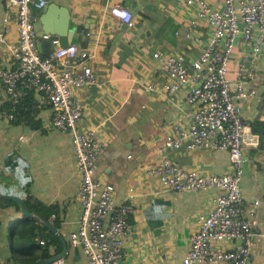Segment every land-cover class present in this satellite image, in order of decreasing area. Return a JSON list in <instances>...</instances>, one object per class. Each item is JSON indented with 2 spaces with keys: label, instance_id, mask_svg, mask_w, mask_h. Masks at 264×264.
<instances>
[{
  "label": "crops",
  "instance_id": "crops-1",
  "mask_svg": "<svg viewBox=\"0 0 264 264\" xmlns=\"http://www.w3.org/2000/svg\"><path fill=\"white\" fill-rule=\"evenodd\" d=\"M53 1L72 13L68 46L77 45L88 52V63L103 84L75 90L84 106L80 127L96 130L106 144L107 159L102 167L106 179L116 188L118 203L124 201L130 189L135 195L133 224L122 264H181L200 216L212 204L213 194L164 191L146 171L163 156H170L188 169L222 174L229 169V154L223 150H198L189 155L158 152L176 123L188 124L187 114L195 105L187 101V88L171 102L162 94L148 92L144 85L169 82L166 72L153 61L155 51L184 53L189 59L199 55L200 46L187 38L186 26L195 15L185 9L184 0H135L138 10L127 6L125 0ZM114 6L132 13L134 28L111 14ZM5 13L6 0H0V19ZM43 14L44 9L38 12V34L45 33L40 20ZM2 29L0 23V32ZM7 38L17 41L14 24ZM55 45L56 49L61 47ZM13 66L7 46L0 41V67ZM67 66L71 70L82 68L79 60L69 61ZM257 69V97L243 102L245 122L252 127L260 123L258 129L262 130L255 133L260 138L259 146L244 151L246 205L264 193V56ZM230 78L237 79L234 65ZM32 97L37 100L35 110L18 109L15 119H6L2 112L13 109L0 82V195L28 198L43 214L51 212L48 220L58 234L34 220H25L14 205L0 200V264H29L30 258L23 252L31 245L36 261L59 255L65 249L66 264H88L82 248L70 238L82 212L72 134L46 127L52 110L38 93ZM260 219L264 223V210ZM30 226H36L33 236L27 233ZM52 236L58 243H50ZM254 256V264H264V241L254 250Z\"/></svg>",
  "mask_w": 264,
  "mask_h": 264
},
{
  "label": "built area",
  "instance_id": "built-area-1",
  "mask_svg": "<svg viewBox=\"0 0 264 264\" xmlns=\"http://www.w3.org/2000/svg\"><path fill=\"white\" fill-rule=\"evenodd\" d=\"M46 4L47 0H6L0 41L7 46L14 66L0 67V82L13 110L2 115L15 119L18 109L35 110V93L49 104L52 114L46 127L72 134L75 168L80 176L82 212L70 238L82 248L88 264H119L133 224L135 195L130 189L118 203L116 188L102 167L107 159L106 144L96 130L80 127L84 106L75 90L103 86L88 63V52L77 45L59 47L48 56L39 51L38 42L49 37L36 30L38 12ZM183 6L195 15L186 26L187 38L200 46V53L189 59L184 53L155 51L153 61L166 72L169 82H148L144 88L171 102L187 88V101L195 109L188 112L187 125L173 126L158 152L189 155L198 150H223L229 154V169L222 174L204 173L163 156L146 174L164 191L213 194L181 264H254V250L264 241L260 219L264 193L246 205L244 151L259 146L260 138L244 120L243 102L258 94L257 66L264 56V0H218L216 4L184 0ZM111 14L130 29L135 27L130 11L114 6ZM13 24L16 42L7 38ZM72 60H79L81 70L69 69L67 64ZM232 65L236 80L230 78ZM50 264L66 262L62 258Z\"/></svg>",
  "mask_w": 264,
  "mask_h": 264
},
{
  "label": "water",
  "instance_id": "water-1",
  "mask_svg": "<svg viewBox=\"0 0 264 264\" xmlns=\"http://www.w3.org/2000/svg\"><path fill=\"white\" fill-rule=\"evenodd\" d=\"M125 1L127 6L135 10L140 9V6L137 5L135 0ZM40 20L42 22L44 32L49 35L47 39L40 40L38 42L39 51L43 55L48 56L53 53L56 49L55 43H58V45L61 47L68 46V34L71 28L72 21V13L68 8L56 5L53 0H47V4L44 7V14L42 15ZM0 200L12 201L18 204L20 206V213L25 220H34L38 224L47 228L50 232L58 234L57 229L49 220H46L37 214L29 212L23 199L14 196L0 195ZM59 237L64 244V248H66V243L64 242L63 238L61 236ZM65 253L66 250L64 249L63 253L56 256H51L49 258H42L36 261L34 264H50L53 261L62 259ZM119 264H122V261H120Z\"/></svg>",
  "mask_w": 264,
  "mask_h": 264
},
{
  "label": "trees",
  "instance_id": "trees-1",
  "mask_svg": "<svg viewBox=\"0 0 264 264\" xmlns=\"http://www.w3.org/2000/svg\"><path fill=\"white\" fill-rule=\"evenodd\" d=\"M18 115H20V114H18ZM22 115V114H21ZM21 117V116H20ZM33 120V119H32ZM258 124H260V123H257V126H254V127H252V129H253V132L254 133H262V130L261 129H258ZM261 126H263V125H261ZM263 136H264V134H263ZM24 200V199H23ZM25 201V203H26V206H27V208H28V210H29V212H31V213H34V214H37V215H39V216H41V217H43L44 219H46V220H48L49 219V217H50V214H51V212H49V213H46V214H43L37 207H34L33 205H32V202H31V200L30 199H25L24 200ZM3 203H6L7 205H14L19 211H20V206L18 205V204H16V203H14V202H12V201H6V202H3ZM159 202H156V206H159ZM43 214V215H41V213ZM36 229V226H30V227H28V229H27V233L29 234V235H31V236H33L34 235V230ZM52 240L50 241V243L51 242H53V241H56L57 243H58V239H57V237H55V236H52ZM34 246V245H33ZM32 245L30 246V249H27V250H24V257H27V258H30L29 259V264H33L35 261H36V259H37V257H36V255H34V252H35V250H34V247H33ZM49 258V257H48Z\"/></svg>",
  "mask_w": 264,
  "mask_h": 264
},
{
  "label": "rangeland",
  "instance_id": "rangeland-1",
  "mask_svg": "<svg viewBox=\"0 0 264 264\" xmlns=\"http://www.w3.org/2000/svg\"><path fill=\"white\" fill-rule=\"evenodd\" d=\"M48 104V103H47ZM9 235L11 236L12 235V231L11 230H9Z\"/></svg>",
  "mask_w": 264,
  "mask_h": 264
}]
</instances>
